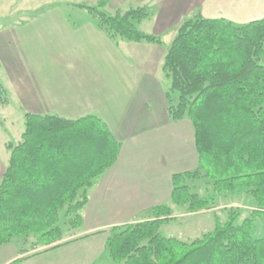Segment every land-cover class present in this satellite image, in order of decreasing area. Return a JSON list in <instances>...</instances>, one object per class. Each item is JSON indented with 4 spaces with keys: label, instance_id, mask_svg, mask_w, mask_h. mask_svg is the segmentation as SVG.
Listing matches in <instances>:
<instances>
[{
    "label": "trees",
    "instance_id": "obj_1",
    "mask_svg": "<svg viewBox=\"0 0 264 264\" xmlns=\"http://www.w3.org/2000/svg\"><path fill=\"white\" fill-rule=\"evenodd\" d=\"M110 2L73 7L85 11L116 45H164L160 36L138 27L152 15L147 6L110 15L105 9ZM162 73L170 84L168 118L174 124L191 123L198 154L194 171L172 177L171 202L190 214L213 208L214 197H202L190 186L204 179L220 194L251 199L252 212L241 220V213L231 209L226 222L216 218L212 232L185 242L161 233L175 220L172 209L162 204L151 210L150 220L112 228L105 243L109 256L115 264H264V236L254 234L255 221L264 217V18L236 25L195 13L177 27ZM9 103L0 85V108ZM24 117L21 140L7 145L11 154L0 183V247L16 237L25 242L33 237L37 255L76 240L63 241L60 213L77 234L90 191L117 163L122 143L97 115ZM40 247L46 249L38 252Z\"/></svg>",
    "mask_w": 264,
    "mask_h": 264
},
{
    "label": "crops",
    "instance_id": "obj_2",
    "mask_svg": "<svg viewBox=\"0 0 264 264\" xmlns=\"http://www.w3.org/2000/svg\"><path fill=\"white\" fill-rule=\"evenodd\" d=\"M24 1L11 0L9 5L0 0V8H7L0 15V22L6 21L0 24V85L10 96V103L0 108V127L1 118L3 124H12L15 113L23 123L26 113L65 119L97 115L122 143L117 163L90 191L83 229L77 232L87 237L67 244L84 241L83 253L89 255L106 248L110 229L149 220L154 207L171 201L172 177L198 166L194 130L188 120L174 124L168 118L163 46L116 45L93 21L73 22L57 7L29 16L28 12L45 6L31 7ZM52 3L56 5L57 0ZM140 6L155 10L149 34L160 37L195 13L236 25L264 18V0H111L109 4L111 10ZM155 100L164 104L159 123L151 106ZM10 154L0 153V183ZM10 247H0V264H40L51 252L59 251L39 249L37 255H26ZM82 260L86 258L77 261ZM46 263L57 264V257Z\"/></svg>",
    "mask_w": 264,
    "mask_h": 264
},
{
    "label": "rangeland",
    "instance_id": "obj_3",
    "mask_svg": "<svg viewBox=\"0 0 264 264\" xmlns=\"http://www.w3.org/2000/svg\"><path fill=\"white\" fill-rule=\"evenodd\" d=\"M8 4L10 5L11 0H7ZM54 0H26L24 1L25 4H28L29 6L38 5L40 8L44 7L37 11H30L27 13L29 16H35L42 13L44 10H50L53 7L62 8L65 10L66 14L69 16V18L73 22H88L93 21L91 17L82 10L77 9L76 7H73L74 5H88V6H95L97 2L92 3V1L89 0H57V4H53ZM71 2V3H69ZM52 5V6H51ZM106 9V12L110 15H113L117 10L125 11V9H117V10H111V8L108 6ZM149 9V8H148ZM7 8H0V15L7 13ZM151 17L139 24V28L146 32L151 33L153 29V19L152 16L155 13V10H150ZM45 13V12H44ZM187 19V18H186ZM185 20V19H184ZM94 22V21H93ZM6 23V21L0 22V24ZM181 23V22H180ZM179 26H174L164 32V36H161L164 45L162 49H167L169 47L175 37L176 29ZM121 43V42H120ZM119 43V44H120ZM164 77V76H163ZM2 85V84H1ZM169 82L164 78L163 81V90L166 92L169 88ZM3 86V85H2ZM178 96L176 95L174 99H177ZM156 103L151 104L153 110L154 116H156V120L159 122L162 121V107H164V104H161L157 100H155ZM163 112L165 110L163 109ZM19 115H16V113L10 118V121L12 124H3V120L1 118L2 128L0 133V153L2 156L5 157V154L9 157V151L7 148H4L3 145H7L9 143L16 144L18 141L21 140L22 133L24 132V123L21 118L18 117ZM5 150V151H4ZM190 186L192 188V191L197 192L202 197L212 196L215 198L216 203L215 206L209 210H203L198 213L190 214L187 213L185 208H180L175 206L171 201L167 205L172 209V214L175 220L171 221L167 225L162 226L161 233L166 237H174L181 241L185 242H191L197 238H201L204 234L210 233L215 228V220L218 218L222 222H226L228 218V212L232 210H237L241 213V220L245 219L246 217H249L252 212L253 202L251 199L245 198L244 196H226L225 194H220L219 192L215 191L213 189L212 183L208 180H200L195 183H190ZM150 216V215H149ZM152 216L149 217V220ZM68 220L65 219L64 211L60 213V225L62 228V231L64 233L63 235V241H72L77 240L78 238L82 237L81 235H77L76 231L74 232L70 225L67 222ZM138 222V221H137ZM255 231L254 234L256 236H264V217H258V219L255 221ZM83 228H81L79 231H81ZM111 230V229H110ZM109 230V231H110ZM77 231V232H79ZM108 231V233H109ZM35 239L33 237H30L28 241L25 242L24 238L22 237H16L13 238L11 242V246L9 250L12 252L20 250H25L27 253L26 255L33 254L35 250L31 248L32 242H34ZM79 244V245H75ZM75 245V246H74ZM18 246V247H17ZM67 246V247H66ZM66 247L65 249H62ZM78 247V250L73 251L71 253V250ZM87 247L86 242L80 241L77 243H73L71 245H65L57 250V253L51 252L50 256L44 257L41 259L40 264H47L46 261H53L57 257V264H115L111 257L109 256V252L107 248H102L98 251L92 250L90 254L85 255L83 251H86L85 248ZM41 249H46L45 247H40ZM62 249V250H60ZM102 250V251H101ZM59 254V255H58ZM64 256L65 258H63ZM74 256L75 260H72V257ZM86 258V260L77 261L79 259ZM50 259V260H48ZM30 262V261H29ZM29 262L23 263L27 264ZM38 264V263H35Z\"/></svg>",
    "mask_w": 264,
    "mask_h": 264
}]
</instances>
